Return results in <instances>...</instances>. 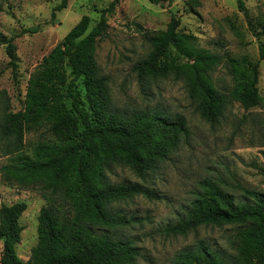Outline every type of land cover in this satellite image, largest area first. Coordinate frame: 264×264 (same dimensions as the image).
Listing matches in <instances>:
<instances>
[{
	"label": "trees",
	"instance_id": "1",
	"mask_svg": "<svg viewBox=\"0 0 264 264\" xmlns=\"http://www.w3.org/2000/svg\"><path fill=\"white\" fill-rule=\"evenodd\" d=\"M67 1L52 9V18L67 7ZM118 1L100 10L91 28V19L82 16L30 76L22 110L0 119V153L17 154L11 164L0 168L3 180L32 186L45 202L37 219V244L25 262L15 247L23 231L19 219L27 206L24 202L0 206V264H126L137 256L130 241L110 233L130 224L110 205L135 196L151 200L159 196L141 183H112L109 175L120 165L144 178L188 138V127L181 115L148 109L128 113L112 107L108 79L101 75L95 53L98 40L107 33L108 14ZM147 1L170 6L177 0ZM236 4L248 19L244 0ZM178 28L179 20L172 16L163 31L148 37L149 53L133 66L139 78L184 75L188 96L208 123L222 116L228 97L246 110L259 105L264 38L254 32L258 61L244 66L234 89L225 95L207 75L220 57L194 47L191 37ZM38 29L23 32L34 34ZM0 45L15 76L13 39L0 32ZM43 126L52 139L35 146L30 156L20 154L26 131ZM238 189L241 197L236 200L217 183L203 180L184 217L163 229L167 234L187 235L201 226H234V255L223 256L199 241L184 249L175 264H264V192Z\"/></svg>",
	"mask_w": 264,
	"mask_h": 264
},
{
	"label": "rangeland",
	"instance_id": "2",
	"mask_svg": "<svg viewBox=\"0 0 264 264\" xmlns=\"http://www.w3.org/2000/svg\"><path fill=\"white\" fill-rule=\"evenodd\" d=\"M60 1L0 0V32L12 38L16 48L14 76L5 47L0 45V119L22 110L30 76L80 18L88 16L91 28L100 10L114 0H68L67 7L52 18V9ZM244 3L248 19L239 12L236 0H177L170 6L119 0L108 14L109 27L98 40L95 58L101 75L108 79L112 107L128 113L148 109L181 115L188 127V138L144 178L120 165L109 175L112 183H141L159 196L158 200L135 196L110 205L130 219L128 226L109 230L136 249L137 256L126 264H175L184 249L199 241L223 256L234 255V226H201L187 235H171L163 229L184 217L203 180L217 183L236 200L241 197L238 186L264 192V62L258 67L259 105L246 110L228 97L215 123L200 117L197 102L188 96L184 75L139 78L133 70L151 49L148 37L163 31L174 16L179 31L191 37L194 47L220 57L207 75L216 90L229 95L244 66L258 61L255 33L264 38V0ZM37 26L34 34L23 32ZM46 130V126L27 130L20 154L30 156L35 146L50 141ZM16 155L0 153V168L11 164ZM17 202L27 206L19 219L23 231L15 247L25 262L37 244V219L45 202L32 186L4 181L0 170V206ZM1 245L0 240V250Z\"/></svg>",
	"mask_w": 264,
	"mask_h": 264
}]
</instances>
